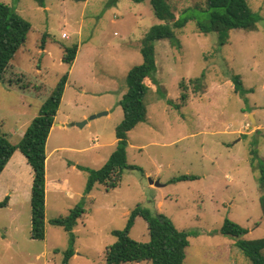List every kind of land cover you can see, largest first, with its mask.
Here are the masks:
<instances>
[{
  "label": "rangeland",
  "instance_id": "374dc122",
  "mask_svg": "<svg viewBox=\"0 0 264 264\" xmlns=\"http://www.w3.org/2000/svg\"><path fill=\"white\" fill-rule=\"evenodd\" d=\"M0 1L31 24L25 44L0 79V134L12 143L20 139L60 77L69 73L63 48L76 45L71 85L57 119L65 128L54 132L61 143L80 146H90L95 136L101 144L114 138L123 118L118 93L126 91V73L142 60L145 33L163 22L149 0H45L44 7L34 0ZM168 1L176 16L187 8L182 17L189 19L174 28L179 46L166 39L154 43L160 91H146L148 120L127 133V163L141 170H124L115 188L97 185L96 200L84 203L85 215L77 220L69 264H106L105 248L115 241L112 231L124 228L138 204L189 234L183 264H251L236 238L220 232L225 219L248 230L243 240L264 238L258 170L250 164L252 148L264 162V0H247L258 18L255 30L208 34L196 26L207 16L204 0ZM202 74L197 89L192 80ZM232 75L239 76L245 92H235ZM76 81L87 89L84 94ZM91 81L97 84L90 87ZM104 87L114 92L92 96L88 91ZM182 92L187 93L184 103ZM107 106L110 115H97ZM83 114L88 124L72 126L85 120H77ZM66 156L48 162L50 183L61 176L66 186L58 199L49 191L43 240L29 236V198L16 194L10 207H0V264H61L68 234L49 220L68 214V194L83 189L87 179L86 171L69 168ZM182 174L197 178L169 183ZM129 235L147 242L145 220L137 217Z\"/></svg>",
  "mask_w": 264,
  "mask_h": 264
},
{
  "label": "trees",
  "instance_id": "16d2710c",
  "mask_svg": "<svg viewBox=\"0 0 264 264\" xmlns=\"http://www.w3.org/2000/svg\"><path fill=\"white\" fill-rule=\"evenodd\" d=\"M40 7H44L45 0H34ZM86 1V0H76ZM142 2L144 0H131ZM155 16L163 21L155 24L145 33L140 41V54L142 60L132 66L125 76L126 91L119 100L123 111L121 122L115 127L116 147L106 162L98 169L79 166L87 172V179L83 191L84 197L71 208L64 217L52 218V225L60 226L68 234V245L63 251L61 264H69L74 255L75 234L74 228L77 220L85 212L83 205L86 195L90 193L95 184H102L106 190L115 188L121 181L124 170H141L140 167L127 163V133L137 124L147 120V107L144 102L146 91L150 88L160 91L155 77L156 58L155 45L158 40L166 39L179 46L174 28H182L189 17H182L184 9L176 16L175 7L168 0H149ZM206 19L196 22L199 32L208 34L212 32L225 33L229 31H252L257 28V15L249 7L247 0H204ZM203 10V9H202ZM31 24L23 18L13 7L0 1V79L8 68L14 54L26 42ZM46 34H43V39ZM76 45L63 48L62 61L69 67L75 60ZM193 79L194 87L201 86L200 79ZM68 73L62 75L48 98L42 103L39 113L27 125L23 135L16 143H12L6 135L0 134V173L15 151H19L26 159L32 172L30 191V230L29 236L34 240L45 238V174H46V141L52 127L54 117L59 108ZM235 92H245L242 82L237 75L230 77ZM179 87L186 90V86L179 83ZM187 93L182 92L179 99L186 101ZM179 107V106H178ZM177 107V108H178ZM250 164L258 170L257 182L261 195L259 198L264 222V162L258 156L256 149L250 150ZM197 176L182 174L173 177L169 183L195 180ZM8 197L0 201V207L7 205ZM137 217L147 223L149 239L147 242H138L129 235L130 229ZM222 234L236 238L235 245L249 259L251 264H264V238L256 240H243L248 232L239 224L225 219L220 228ZM115 241L106 246L104 258L106 264H128L150 262L151 264H183L185 249L189 245V234L179 230L173 222L163 214H152L147 209L136 205L128 215L123 229L112 231Z\"/></svg>",
  "mask_w": 264,
  "mask_h": 264
},
{
  "label": "crops",
  "instance_id": "0c3cea01",
  "mask_svg": "<svg viewBox=\"0 0 264 264\" xmlns=\"http://www.w3.org/2000/svg\"><path fill=\"white\" fill-rule=\"evenodd\" d=\"M76 59V57H75ZM75 60L73 61L72 65L69 67V73L66 81V85L64 88V92L62 95L61 102L59 104V108L57 110V113L54 117V121L52 124V127L50 129L47 141H46V146H45V151H46V174H45V220H47V209H48V194L49 191L51 194L54 195L56 199L59 198L61 194V189L62 187H65L66 185H63L64 180L61 179V176H58V179H56V182L50 183L49 179V170H48V162L49 159H59L62 160L64 157V153L67 154L66 158H68V164L69 168L72 171H80L82 169L79 168V166L82 167H88V168H93V169H98L100 168L108 159L109 155L112 153V151L116 147L117 139L116 137L112 139H107L106 142L103 144L99 143V137L95 136L92 138V144L90 146H80V145H74V144H66V143H61L62 141L60 140V133L57 134L54 132L55 127H59L60 129L65 128V122L58 121V115H59V110L61 107L62 102L65 99L67 90L69 86L71 85L70 79H71V72L73 70L72 66L74 65ZM76 86L80 89L79 93L84 94L87 89H85L84 86L79 85V83L76 81L75 82ZM97 84L95 81L90 82V87L94 86ZM152 89V88H151ZM154 90V89H152ZM90 93L92 96H97V95H111L114 90H111L110 87H104L103 90L101 89H89ZM124 94L123 91H119L118 93V101L121 99L122 95ZM99 110H104L106 112V115H110L111 113V107L107 106ZM103 111V112H104ZM68 117V116H67ZM87 115L83 114L79 119L77 120H86ZM69 119V118H68ZM57 120V121H56ZM148 120V118H147ZM146 120V121H147ZM88 120L85 121V124H88ZM62 124V125H60ZM72 126H75V123L72 124ZM262 128V126H261ZM25 131V130H24ZM22 131V135L24 133ZM114 136H115V131H114ZM174 142V141H173ZM51 143V144H50ZM75 143V142H74ZM50 145V149L48 148ZM90 148H96L94 152H88ZM144 149V148H143ZM86 160V161H81V160ZM85 162V163H83ZM31 184H32V172L30 169V166L27 164L25 157L19 152L15 151L10 158V160L7 162L5 165L4 169L0 173V200L2 197H8V202L7 206L10 207L11 202L13 200V197L18 194L21 198H29L30 201V191H31ZM50 185H52L50 187ZM97 184H95L90 191L88 195H86V200L85 203H91L96 200L94 196L95 189L97 188ZM102 185V184H99ZM153 184H150L152 186ZM104 186V185H103ZM155 188V187H152ZM84 188L81 190H77L75 192L69 193L68 195L71 197L70 202L72 201V205H68V208L74 207L77 202L79 203L81 198L84 197L83 195ZM161 202H159V205ZM67 208V206H66ZM69 209V210H70ZM69 212V211H68ZM85 215V212L83 215L79 218L81 219ZM61 217V216H60ZM57 218V217H55ZM76 227V226H75ZM75 230V228H74Z\"/></svg>",
  "mask_w": 264,
  "mask_h": 264
},
{
  "label": "water",
  "instance_id": "95a60500",
  "mask_svg": "<svg viewBox=\"0 0 264 264\" xmlns=\"http://www.w3.org/2000/svg\"><path fill=\"white\" fill-rule=\"evenodd\" d=\"M103 114H106V112L104 111V112L98 113L97 115H103ZM97 115H94V116H92L91 118H94V117L97 116ZM85 121H86V120H84V121H82V122L75 123V125H76V126H82L83 124H85ZM156 185H157V184H156Z\"/></svg>",
  "mask_w": 264,
  "mask_h": 264
},
{
  "label": "built area",
  "instance_id": "2783aa9c",
  "mask_svg": "<svg viewBox=\"0 0 264 264\" xmlns=\"http://www.w3.org/2000/svg\"><path fill=\"white\" fill-rule=\"evenodd\" d=\"M63 37H67L66 35H63Z\"/></svg>",
  "mask_w": 264,
  "mask_h": 264
}]
</instances>
